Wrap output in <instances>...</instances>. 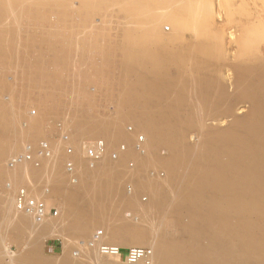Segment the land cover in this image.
<instances>
[{"label":"bare ground","instance_id":"1","mask_svg":"<svg viewBox=\"0 0 264 264\" xmlns=\"http://www.w3.org/2000/svg\"><path fill=\"white\" fill-rule=\"evenodd\" d=\"M7 1L0 0L3 6ZM189 1L186 5L184 4L183 9L185 11L187 9V13L191 11L192 15H189L195 16L192 19L202 18V23L206 28L203 32L199 31L200 35L196 32L197 37L202 40L197 41L196 39L188 43L169 42V58H163L155 53L149 57L156 61L169 60V80L162 82L163 85L169 86V109L164 106L163 109L156 108L150 111L151 100L158 99L159 96V82H149L150 87L157 89L149 87L144 90L145 93L135 94L134 101L128 104L137 117L132 120L136 125L135 129L141 128L144 133L143 141L140 143L141 150L135 147L137 136L133 131L125 133L123 130V135L120 137H123L125 142H117L115 146L110 144L111 139L120 133L118 131H121L118 126L119 114L123 116L122 114L127 109L122 100L118 107L119 112H116L117 116L112 118L94 119L78 114V116L64 117L73 131L68 134L67 144L73 148L69 159L74 169V183H69L70 178L64 169L66 157L64 159L61 150H57L59 147L54 142L55 140L48 142L50 155L41 158L37 167L29 162L9 166V159L18 152L8 154L7 174L3 176L0 172V217L6 219L7 226L23 233L28 232L31 239L28 245L30 242L33 243L32 240L35 242L37 239L58 238L59 235L65 233L69 225L65 226L63 222L51 221L49 218L38 221L19 211L14 202L16 191L19 188L23 187L28 194L43 200L45 204L50 202L46 204L49 208L56 202L52 203L53 200L49 198L43 199V194L38 196L33 193L32 189L39 180L49 188L51 187L50 195L59 197L60 201L64 200L69 214L80 213V235L85 239L92 225L98 219L101 221L104 218L101 217L102 213L116 210L125 203L119 190L121 181L123 182V179L133 181L136 187L137 179L142 176L143 166L150 161L151 150L169 145L170 152L164 158L169 172L164 178L149 183L155 197L141 207L139 214H132L137 222L134 224L116 223L110 231L108 230L109 234L108 232L105 235L102 233L103 242L115 243L114 245L121 248L119 255L113 258L101 257L95 247H87L84 255L81 251V255L76 259H80L83 264H125L126 250L139 246L153 250L154 264H264V259L260 256L261 250L264 249V223L258 222L259 219L264 218L260 212V207L264 206V60L262 49L258 45L256 48L252 47L251 51L245 47L240 48L236 50L232 60L229 59V55L227 58L225 54L227 55L228 45L220 32L222 29L212 30L213 34L207 29V25L211 22L209 19L212 17L213 0H199L200 3L193 0L200 4L199 6L196 3L199 7L193 6L192 0ZM152 2L158 5L156 9H153L151 2L147 3V0L143 3L134 0L129 6L139 8L137 12L139 11L143 16L165 21L166 25L172 28L171 34L174 35L178 31L180 33L187 24L186 19L183 16L181 18L175 12L169 14L162 6L167 2L172 4L171 0ZM173 2L175 4V1ZM194 9L199 10L202 15L201 13L199 16L193 15L195 14ZM250 17L251 25L249 26L251 27L248 26V28H263L264 6L256 8ZM165 27L163 25L162 29ZM4 34L0 33V47L9 37ZM252 43L249 42L247 45L255 46ZM238 44L242 45L241 42ZM165 45V42L160 43V46ZM241 45L239 46L242 47ZM254 59L260 62L252 64ZM131 62L130 59L129 65H132ZM225 70L231 71L230 78L225 76ZM7 88L4 77H0V93L5 96ZM3 102L4 97H1L0 105ZM244 104L249 106L247 113L236 116L234 114L236 108ZM197 108L206 111L199 113ZM208 113L210 119L220 121L230 118V122L226 127L215 130L210 136L206 129L205 141L202 145L187 144L184 140L185 127L194 120L199 121L198 115L205 117ZM21 120H23V114L20 110H13L12 115L8 117L5 112L0 115V160L9 148L13 137L30 138L29 130L38 126L39 123V120L34 119L25 125V129L17 130L16 122ZM96 133L105 138L98 139L104 141L108 151L89 168L82 156V141L80 140L83 137L94 136ZM35 134L32 133V135ZM216 139L219 141L218 147L214 146ZM121 143H127V146L124 144L125 150L119 152L114 159L111 158L109 150L117 148ZM219 153L227 154L226 163L219 160ZM128 156L132 157L137 164L134 163L135 165L124 174L122 164ZM229 168H235L236 173H230ZM28 169L31 170L32 175L23 178L25 176L23 173H26ZM4 178L13 181L21 180L20 183L25 185L15 189L12 180ZM171 199L174 208L181 207L184 204L182 201L185 200V205L188 207L191 205L195 209L194 204H200L208 211L203 213L196 211L195 213L189 208V222L179 230H170L173 222L160 220H165L167 212L163 214L161 212ZM206 203L213 204L216 209L223 208L224 211L227 210L234 214L239 212L246 215L250 213L260 215L257 216L258 220L251 222L255 232L236 234L229 226H225V230L219 227L216 238L211 244L207 247L201 246V237L208 230L213 229L211 226L213 215L208 207L204 206ZM81 205L87 208L83 209ZM209 255L212 256L210 263L206 259ZM1 259L0 255V264H2ZM77 260L72 259L74 263ZM22 261L24 260L13 259L12 262Z\"/></svg>","mask_w":264,"mask_h":264},{"label":"rangeland","instance_id":"2","mask_svg":"<svg viewBox=\"0 0 264 264\" xmlns=\"http://www.w3.org/2000/svg\"><path fill=\"white\" fill-rule=\"evenodd\" d=\"M133 1L8 0L5 6L0 2V33L9 36L0 47V77H4L8 86L5 96L0 93V98L4 97V102L0 105V115L5 112L8 117L12 115L13 110H20L23 120L16 122L17 130L25 129V125L34 119L39 120L38 126L29 130L30 138L21 139L18 136L10 140L9 148L0 160V172L3 176L7 174L8 154L24 152L28 145L36 149L41 140L46 142L55 140L54 142L59 147L57 150H61L65 159V148L69 147L68 134L73 133L70 124L64 120L65 116L78 114L94 119L112 118L117 116L116 112H119L118 107L123 100L127 109L125 113H121L123 116L119 114L118 126L121 131H118L120 133L111 139V146H115L117 142H125L120 135H123V130L128 133V127L132 128L135 136L137 134L143 136L141 128V130L135 129L136 125L132 120L137 117L128 104L134 101L135 94L145 93L144 90L150 87L149 82H159V96L158 99L151 100L150 111L156 108L163 109L164 106L169 109V86L162 84L165 80H169V60L156 61L149 57L155 53L163 58H169V42L188 43L196 39L200 41L202 39L197 35L206 27L202 23V18L192 19L195 16H191V11L187 13V9V12L183 9L188 0H171L172 4L167 2L162 5L169 14L175 12L187 21L180 33L175 32L176 35L171 34L172 28L166 25L165 21L143 16L139 11L137 12L139 8L129 6ZM139 1L145 2V0ZM152 1L156 0H147V3L151 2V7L156 9L158 5ZM196 1L199 2V0ZM198 2L193 1V6H196ZM262 5L264 6V0H213L212 20L209 19L211 25L209 23L210 28L207 25V29L212 34V30L222 29L220 32L228 45L225 56L229 55V59L232 60L234 53L240 48L245 47L251 51L252 47L256 48L258 45L262 49L264 60V27L253 28L254 30L248 28L251 25V13ZM193 11L195 12L193 15L199 16L201 13L199 10L194 9ZM163 25L166 26L164 29H162ZM238 41L242 45L238 44L240 43ZM161 42H165L166 45L160 46ZM249 42H253L255 46L247 45ZM130 59L132 65H129ZM254 60L252 64L260 62V60ZM159 67L162 68L159 70ZM225 71V76L230 78L231 71ZM248 107V104L241 105L236 108L234 114L242 116L247 113ZM197 111L203 113L206 110L197 108ZM209 115V113L205 117L198 115L199 121L194 120L185 127L184 140L187 144L202 145L205 141L206 129L210 136L215 130L226 127L230 122V118L217 121L210 119ZM62 132L65 133L62 134ZM32 133L36 134L32 135ZM61 137L62 140H60ZM98 138L104 137L98 133L88 138L83 137L80 140L82 141L81 149L83 145ZM218 144L219 141L216 139L214 146L218 147ZM169 152V145L151 150L150 161L143 166L142 176L137 179L136 187L133 181L127 179L121 181L119 190L125 203L116 210L102 213L101 217L104 218L101 221L98 219L92 225L85 239L80 235V213L69 214L66 202L50 195L51 187L49 188L39 180L32 189L33 193L38 196L43 194V199L49 198L53 200L52 203L56 202L50 207L58 211V216L49 218V220L61 221L65 226L69 225V228L58 238L37 239L35 242L32 240L33 243L30 242L28 245L31 241L28 232L23 233L7 226L6 219L0 217L1 263L83 264L80 259L76 258H79L81 251L84 255L87 247H91L89 240L94 233L101 230L105 235L113 224L137 222L133 215L139 214L141 207L155 197L149 183L164 178L169 172V167L164 161ZM218 158L222 163L228 160L226 153H219ZM134 163L137 164L130 156L124 160L122 164L124 174L135 165ZM229 170L232 174L236 173L235 168H229ZM23 175H25L23 178L29 177L32 175L31 170L28 169ZM4 179L10 180L9 178ZM20 181L12 180L15 189L23 185ZM73 181L70 179L69 183ZM49 203L46 202V204ZM182 204L181 207L174 208L172 199L168 200L167 207L161 212L162 214L167 212V214L164 217L165 220L160 221L173 222L170 230H179L189 222V208L195 213L196 211L201 213L208 211L200 204H194L195 209L191 205L186 206L185 200ZM204 206L212 212L211 226L213 229L208 230L201 237V246L207 247L211 244L216 238L219 227L225 230V226H229L236 234L255 232L251 222L258 220L257 216L260 215L256 213L246 215L239 212L234 214L227 210L224 211L223 208L216 209L213 204L209 203ZM81 207L87 208L84 205ZM262 207H260V212L264 216V206ZM258 222L264 223V218L259 219ZM95 250L97 251V248ZM260 256L264 259V249L261 250ZM13 259L24 261L13 263ZM72 259L77 262L74 263ZM206 259L210 263L212 256L209 255Z\"/></svg>","mask_w":264,"mask_h":264},{"label":"built area","instance_id":"3","mask_svg":"<svg viewBox=\"0 0 264 264\" xmlns=\"http://www.w3.org/2000/svg\"><path fill=\"white\" fill-rule=\"evenodd\" d=\"M128 132H132V128L128 127ZM143 141L142 135H137L136 149L141 150L140 143ZM82 147L83 158L87 162V166L91 168L95 162H97L103 155L108 151L106 144L102 139H95L92 142H89ZM125 150L123 143L119 144L117 148L109 150V156L115 158L119 152ZM66 159L64 162V169L68 173V176L71 180L74 179L73 175V165L69 156L73 153L72 148L66 147ZM50 155V149L48 142L41 140L38 142L36 149H33L28 145L23 153H16L8 161L9 166H15L18 163L29 162L32 163L35 167L39 166L40 159L48 157ZM73 181V183H74ZM16 208L26 213L36 220L41 221L45 218H56L58 216V211L52 207H47L45 202L41 199L35 198L28 194L26 189L23 187L19 188L16 191L14 198ZM102 231L98 230L91 236L89 240V245L95 247L98 250V254L101 257L113 258L119 255L121 248L114 244L106 243L102 241ZM125 264H154V252L149 247H130L126 250L125 253Z\"/></svg>","mask_w":264,"mask_h":264}]
</instances>
